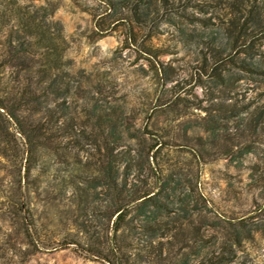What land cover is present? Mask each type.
I'll use <instances>...</instances> for the list:
<instances>
[{"label":"rangeland","instance_id":"1","mask_svg":"<svg viewBox=\"0 0 264 264\" xmlns=\"http://www.w3.org/2000/svg\"><path fill=\"white\" fill-rule=\"evenodd\" d=\"M14 4L40 18L43 7L48 9L50 19L62 27L73 67L106 79L94 96L96 103L107 110L124 107V123L137 135L127 136L132 147L143 139L150 145L154 140L148 131L161 139L153 166L162 177L179 179L173 195L157 197L168 207L159 213L156 223L162 227L155 233L138 227L144 218L135 216L134 203L130 206L131 227L119 239L128 264H264V80L236 73L238 80L223 90L213 76L211 51L182 41L174 26L165 23L158 30L136 28L138 39L158 51L156 57L145 56L124 42L123 25L106 15L100 0H0V9ZM175 18L194 32L193 24ZM96 19L102 30L95 27ZM8 56L0 48V69L27 63L22 54ZM152 62L164 67L170 82L158 78ZM5 71L8 77L10 68ZM255 107L263 115L257 127L248 129L245 123ZM218 109L222 119L212 140L209 121ZM58 151L66 154L70 148L62 143ZM26 155L13 128L0 118V264H108L91 254L113 240L103 195L78 206L70 198L71 181L85 182L76 162L82 166L93 157L74 150L66 158L44 157L31 164L26 177ZM147 173L136 180L155 185ZM64 179L69 185L63 188ZM233 233L241 235L239 244Z\"/></svg>","mask_w":264,"mask_h":264},{"label":"trees","instance_id":"2","mask_svg":"<svg viewBox=\"0 0 264 264\" xmlns=\"http://www.w3.org/2000/svg\"><path fill=\"white\" fill-rule=\"evenodd\" d=\"M100 1L106 15L123 25L124 42L135 44L145 56L156 57L158 51L138 39L136 28L158 30L165 23L174 26L182 41H195L211 51L213 76L223 90L238 80L236 73H248L264 80V0ZM43 9L45 13L41 18L19 4L0 9V48L9 56L22 54L27 59L24 67L8 64L0 69V118L13 128L24 145L26 177L35 160L44 157L66 158L73 150L76 155L84 151L93 157V161L82 166L76 162V170H81L85 182L74 184L71 181L70 198L78 206L93 202L100 193L103 195L106 213L112 221L111 227L107 226L112 233L109 239L113 240L106 247V253L96 249L91 254L108 264H128L119 239L128 236L125 232L131 227L127 219L130 206L134 203L135 216L144 218V223L138 227L155 233L162 227L156 223L158 215L168 207L157 197L173 195L180 188L179 179H171L170 175L162 177L161 170L153 166L162 141L151 131L148 134L154 141L150 145L145 144L146 139L137 148L127 143V136L137 135L124 123V107L107 110L96 103L94 96L102 92V82L106 79L73 67L67 58L68 42L61 25L50 19L47 8ZM224 9L221 16L219 11ZM209 11L211 14L207 17L195 15V12ZM176 16L193 24L194 32H187L182 26L184 22ZM214 17L218 21H213ZM95 27L102 30L99 19ZM228 65L237 71L224 68ZM5 68L11 70L8 77ZM152 68L158 78L170 82L164 77L165 69L161 64L152 62ZM255 108L245 123L248 129L257 127L263 115L262 108ZM218 110L219 114L209 121L212 140L217 139L215 131L222 119L220 112L223 111ZM242 123L243 119L237 127ZM62 143L70 148L66 154L58 151ZM125 145L129 148L124 149ZM193 154L199 156L197 152ZM145 170L153 176L155 185L139 184L141 179L136 180ZM62 184L63 188L69 185L65 179ZM99 185L103 188L100 192L97 191ZM232 237L236 244L240 243V234L233 233Z\"/></svg>","mask_w":264,"mask_h":264}]
</instances>
